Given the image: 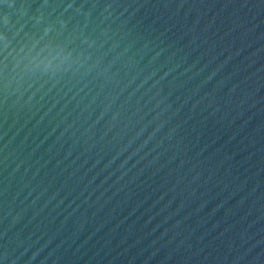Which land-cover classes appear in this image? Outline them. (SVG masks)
<instances>
[{"label": "water", "instance_id": "water-1", "mask_svg": "<svg viewBox=\"0 0 264 264\" xmlns=\"http://www.w3.org/2000/svg\"><path fill=\"white\" fill-rule=\"evenodd\" d=\"M0 264H264V0H0Z\"/></svg>", "mask_w": 264, "mask_h": 264}]
</instances>
